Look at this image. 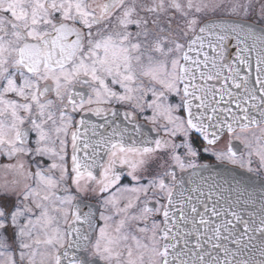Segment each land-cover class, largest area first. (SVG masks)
<instances>
[{"label": "snow or ice", "instance_id": "snow-or-ice-1", "mask_svg": "<svg viewBox=\"0 0 264 264\" xmlns=\"http://www.w3.org/2000/svg\"><path fill=\"white\" fill-rule=\"evenodd\" d=\"M207 154L264 172V0H0V264H264Z\"/></svg>", "mask_w": 264, "mask_h": 264}, {"label": "water", "instance_id": "water-1", "mask_svg": "<svg viewBox=\"0 0 264 264\" xmlns=\"http://www.w3.org/2000/svg\"><path fill=\"white\" fill-rule=\"evenodd\" d=\"M215 167V171L220 173L224 178H229L230 176H235L240 179H245L247 180L251 176V180L249 181L250 183H253L257 188L260 187L262 181L264 179L253 175L249 174L244 170L226 165V164H212Z\"/></svg>", "mask_w": 264, "mask_h": 264}, {"label": "flooded vegetation", "instance_id": "flooded-vegetation-1", "mask_svg": "<svg viewBox=\"0 0 264 264\" xmlns=\"http://www.w3.org/2000/svg\"><path fill=\"white\" fill-rule=\"evenodd\" d=\"M228 139L227 135L222 138L223 141H226ZM8 161L0 158V163H6ZM198 163H209V164H226L235 168H238L237 166L230 165L226 162H220L215 159L214 156H211L210 154L206 155V158L204 160L198 161ZM255 166V165H254ZM239 169V168H238ZM242 170V169H241ZM256 176L264 179V172H261L260 174H256ZM17 179L15 174L11 171H6L3 168H0V188L7 182L11 186V182L13 180ZM22 187V185H21Z\"/></svg>", "mask_w": 264, "mask_h": 264}]
</instances>
